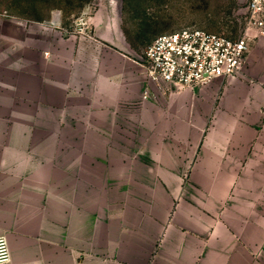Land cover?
I'll return each mask as SVG.
<instances>
[{
	"label": "crops",
	"instance_id": "crops-1",
	"mask_svg": "<svg viewBox=\"0 0 264 264\" xmlns=\"http://www.w3.org/2000/svg\"><path fill=\"white\" fill-rule=\"evenodd\" d=\"M40 26L0 13L5 264H264V38L241 77L138 105L137 57L93 55L79 95Z\"/></svg>",
	"mask_w": 264,
	"mask_h": 264
},
{
	"label": "rangeland",
	"instance_id": "rangeland-1",
	"mask_svg": "<svg viewBox=\"0 0 264 264\" xmlns=\"http://www.w3.org/2000/svg\"><path fill=\"white\" fill-rule=\"evenodd\" d=\"M243 7L244 0H0V13L29 20L33 32L41 24L47 35L39 40L33 33V48H45L53 63L62 60L58 61L61 80L70 77L74 92L84 96L89 87L87 69H102V62L91 61L93 55L113 53L108 47L116 45L139 59L155 37L186 27L238 37L244 28ZM258 40L250 42L249 53ZM262 41L258 69H263ZM143 90L135 99L138 105L145 102ZM81 101L87 104L73 98L67 104L79 106Z\"/></svg>",
	"mask_w": 264,
	"mask_h": 264
},
{
	"label": "built area",
	"instance_id": "built-area-1",
	"mask_svg": "<svg viewBox=\"0 0 264 264\" xmlns=\"http://www.w3.org/2000/svg\"><path fill=\"white\" fill-rule=\"evenodd\" d=\"M243 18L238 37L195 27L155 37L139 57L145 76L141 100L199 89L217 78L241 77L250 42L264 38V0H244ZM10 260L7 239L0 236V264Z\"/></svg>",
	"mask_w": 264,
	"mask_h": 264
}]
</instances>
